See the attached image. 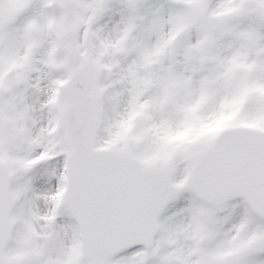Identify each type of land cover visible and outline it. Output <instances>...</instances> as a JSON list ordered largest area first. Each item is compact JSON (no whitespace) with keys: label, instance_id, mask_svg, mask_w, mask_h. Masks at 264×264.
<instances>
[{"label":"snow or ice","instance_id":"snow-or-ice-1","mask_svg":"<svg viewBox=\"0 0 264 264\" xmlns=\"http://www.w3.org/2000/svg\"><path fill=\"white\" fill-rule=\"evenodd\" d=\"M0 264H264V0H0Z\"/></svg>","mask_w":264,"mask_h":264}]
</instances>
